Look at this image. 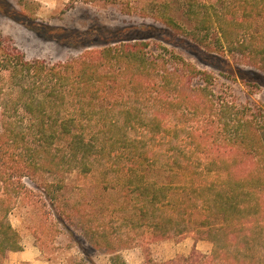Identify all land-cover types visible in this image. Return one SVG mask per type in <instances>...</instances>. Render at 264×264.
Returning a JSON list of instances; mask_svg holds the SVG:
<instances>
[{"label": "trees", "instance_id": "obj_1", "mask_svg": "<svg viewBox=\"0 0 264 264\" xmlns=\"http://www.w3.org/2000/svg\"><path fill=\"white\" fill-rule=\"evenodd\" d=\"M162 6L159 20L198 49L264 73V0ZM137 39L56 64L0 48V256L22 250L9 216L36 191L81 233L74 264H95L82 242L126 264L135 241L187 235L210 252L164 264H264V121L221 98L213 74ZM73 174L113 199L112 225L92 200L69 204Z\"/></svg>", "mask_w": 264, "mask_h": 264}, {"label": "rangeland", "instance_id": "obj_2", "mask_svg": "<svg viewBox=\"0 0 264 264\" xmlns=\"http://www.w3.org/2000/svg\"><path fill=\"white\" fill-rule=\"evenodd\" d=\"M167 1L171 0H0V48L9 45L27 60L56 64L78 58L86 50H99L120 38H141L149 50L159 52V46H163L199 70L213 74L221 98L235 104V110H253L264 121V73L240 57L207 54L167 27L159 20L164 12L162 4ZM171 9L170 14L180 18L174 5ZM180 22L186 24L184 20ZM24 181L30 185L29 180ZM88 182L82 185L81 176H69L67 201L81 205L82 198L92 200L95 210L102 211L108 225H112L116 208L113 199L102 198L95 189L83 192ZM30 200L29 205L19 206L9 216L20 234L22 250L0 256V264L77 263L83 255L78 228L70 233L57 224L53 212H60L61 207L49 203L39 192L35 191ZM82 247L95 264H111L106 252L85 242ZM211 248L210 243L187 235L169 240L140 239L121 250L120 255L126 264H164L193 251L208 254Z\"/></svg>", "mask_w": 264, "mask_h": 264}]
</instances>
